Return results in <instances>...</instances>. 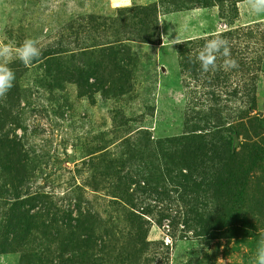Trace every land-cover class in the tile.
<instances>
[{
  "label": "rangeland",
  "instance_id": "rangeland-1",
  "mask_svg": "<svg viewBox=\"0 0 264 264\" xmlns=\"http://www.w3.org/2000/svg\"><path fill=\"white\" fill-rule=\"evenodd\" d=\"M208 1L0 0V43L41 50L0 97V264H255L264 157L242 207L215 174L229 130L238 161L264 150V14ZM215 35L237 67L204 73Z\"/></svg>",
  "mask_w": 264,
  "mask_h": 264
},
{
  "label": "clouds",
  "instance_id": "clouds-1",
  "mask_svg": "<svg viewBox=\"0 0 264 264\" xmlns=\"http://www.w3.org/2000/svg\"><path fill=\"white\" fill-rule=\"evenodd\" d=\"M251 14H264V0H249ZM41 55V50L33 39H26L17 47L0 43V97H3L14 86L16 79L14 71L8 66L13 59L20 60L25 65H30ZM224 57V68L230 70L237 67L234 59H229L230 48L228 41L221 35H215L208 39L203 49L198 53L196 60L204 73L216 69L218 57ZM255 264H264V237H261L257 246Z\"/></svg>",
  "mask_w": 264,
  "mask_h": 264
},
{
  "label": "trees",
  "instance_id": "trees-1",
  "mask_svg": "<svg viewBox=\"0 0 264 264\" xmlns=\"http://www.w3.org/2000/svg\"><path fill=\"white\" fill-rule=\"evenodd\" d=\"M195 3L202 5L204 8H210L213 6V3L208 0H195ZM157 21V20H156ZM140 25L137 29L139 33L143 35V38H138L142 44H150L148 39L151 38L150 33L152 31L151 27H148L144 22H138L137 25ZM136 25V26H137ZM228 141H229V153H228V161L222 162L219 167L221 171L215 174L217 181L223 183L226 188H228V198L233 199L238 206H243L245 203V190L248 183L249 173L252 171L254 166L258 164L260 159L264 157V150L262 154H249V158L247 162H241L237 160L238 154L236 150L240 148L241 144L237 139V135L234 130L228 131ZM195 157V158H194ZM197 153L195 152L193 155V159L189 163H183L182 167L189 170H197L199 169L198 164L201 162L196 159ZM233 163V166H232ZM121 183L119 182L116 186L120 189ZM233 224V229H228V239L235 238L239 235H246L248 238L251 237L253 239L255 234L253 233V226L247 221V218L244 217L243 214L238 213V215L232 220L229 219ZM89 227V226H84Z\"/></svg>",
  "mask_w": 264,
  "mask_h": 264
}]
</instances>
